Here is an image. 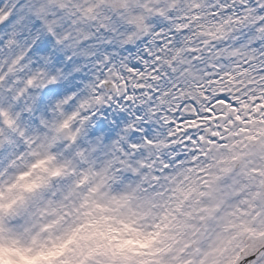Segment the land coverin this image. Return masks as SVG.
Here are the masks:
<instances>
[{
  "label": "clouds",
  "instance_id": "obj_1",
  "mask_svg": "<svg viewBox=\"0 0 264 264\" xmlns=\"http://www.w3.org/2000/svg\"><path fill=\"white\" fill-rule=\"evenodd\" d=\"M0 264H264V0H0Z\"/></svg>",
  "mask_w": 264,
  "mask_h": 264
}]
</instances>
